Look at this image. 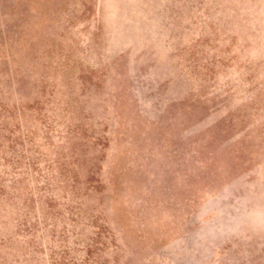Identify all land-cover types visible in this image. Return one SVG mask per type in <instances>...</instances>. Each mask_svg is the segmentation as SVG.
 Here are the masks:
<instances>
[{
  "label": "rangeland",
  "instance_id": "obj_1",
  "mask_svg": "<svg viewBox=\"0 0 264 264\" xmlns=\"http://www.w3.org/2000/svg\"><path fill=\"white\" fill-rule=\"evenodd\" d=\"M11 235L38 264H264V0H0V264Z\"/></svg>",
  "mask_w": 264,
  "mask_h": 264
},
{
  "label": "water",
  "instance_id": "obj_2",
  "mask_svg": "<svg viewBox=\"0 0 264 264\" xmlns=\"http://www.w3.org/2000/svg\"><path fill=\"white\" fill-rule=\"evenodd\" d=\"M109 94V89L108 87L103 88L101 91H89L85 94V104L87 108L89 109L93 119L97 121L98 119H101L103 116H110L111 117V112L110 110H107L106 108V96ZM247 115H251V110L248 109ZM112 124L113 128V121L110 122ZM93 150V147L91 146V143H87L86 145V152L89 154V152ZM93 195H95L93 193ZM42 239V237H40ZM12 239V240H11ZM19 237H14V235H11L10 241L11 243L6 247V250L8 251V255L6 256L12 264H38L41 261H43V257L40 260H35L31 259L28 256L26 257L24 254H21L20 252H16V255L19 256V260L14 259L13 253H11V250L13 251L14 245H18L17 240H19Z\"/></svg>",
  "mask_w": 264,
  "mask_h": 264
}]
</instances>
